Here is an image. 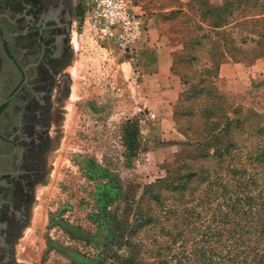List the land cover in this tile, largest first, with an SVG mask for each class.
Returning <instances> with one entry per match:
<instances>
[{
  "label": "rangeland",
  "instance_id": "1",
  "mask_svg": "<svg viewBox=\"0 0 264 264\" xmlns=\"http://www.w3.org/2000/svg\"><path fill=\"white\" fill-rule=\"evenodd\" d=\"M205 3L215 10L222 6L221 0ZM85 4L86 0H71L64 63L58 65L50 96L42 100L49 99L45 153L39 151L42 124L39 115L37 121L29 122L35 116L31 114L34 106L24 99L25 93L16 95L0 116V132L7 138L14 128L10 112H23L24 152L34 150L35 164L42 167L33 184L26 221L14 236L13 264H77L64 255L75 251L94 261L102 250L100 245L87 237L70 236L59 224L94 236L97 224L91 215L100 212L114 214L125 226L139 217L150 218L131 238L142 264H197L191 262L195 258L191 254L194 248L205 246L202 234L206 226L214 225L210 210L203 209L199 201L211 195L208 190H214V179L221 171L209 159L212 149L207 150V158H197L203 151L194 138L204 127L203 110L231 117V110L240 106L260 114L264 121V47L254 52L255 45L248 42L264 45L259 36L264 0L235 7L228 24L216 30L209 26L211 17L202 16V3L156 0L160 38L152 49L136 46L128 54L116 52L83 30ZM0 25L5 34L3 22ZM161 49L168 54L169 74L177 80L175 96L167 104L157 99L163 97V90L148 82L156 51ZM252 52L258 54L256 58L252 59ZM217 61L219 66L235 65L233 75L215 73ZM2 62L13 75V89L19 76L0 52ZM247 69L248 81L243 79ZM12 89H6L0 102L6 101ZM132 126L136 130L133 142L123 137ZM235 140L238 161L231 163L236 161L248 174L253 173L243 162L248 152L262 147V140L245 135ZM9 151L0 145L1 154ZM182 164L186 167L180 173H195L187 178L186 187L180 192L160 188L155 202L148 195L157 191L151 186L157 180H170L175 167ZM105 185L116 192L101 191ZM210 246L219 252L214 242ZM109 248L110 253L125 257V247Z\"/></svg>",
  "mask_w": 264,
  "mask_h": 264
},
{
  "label": "trees",
  "instance_id": "2",
  "mask_svg": "<svg viewBox=\"0 0 264 264\" xmlns=\"http://www.w3.org/2000/svg\"><path fill=\"white\" fill-rule=\"evenodd\" d=\"M194 1L195 3H202L200 4L203 8L202 16L204 18L205 16L211 17L209 26L216 30L228 24L227 19L235 7L247 6L250 3L258 5L260 0H221L222 6L216 10L206 7L205 0ZM78 16L81 18L80 14ZM261 26L259 36L264 40V19ZM246 42L247 40L244 41V44ZM248 42L255 45V48L252 47L254 52L264 47L261 41L249 40ZM257 55L252 52V59L256 58ZM220 63V61L216 62L213 68L215 73ZM46 93L50 94L51 88L46 89ZM48 100L45 99L43 106H39V109L35 105L36 108L34 109L35 113L39 115L37 120L42 124L45 136L44 151L49 147L47 137ZM6 107L7 102L1 104L0 113ZM230 113L232 116L228 117L223 112L215 114L213 111L203 110L202 125L204 127L202 133L194 138L195 143L200 142L199 146L203 151L202 154H198L197 158H207V150L212 149L209 159L215 160V167L221 173L214 179V190H208L211 195L199 201L203 209L210 210L209 217H211V222L214 225L213 228L205 227L206 232L202 234L204 239L202 244L205 246L194 248L191 255L195 258L191 262L197 264H264V121L260 120V114L243 110L240 106L231 110ZM209 118H213V120H209ZM37 120L34 119V121ZM135 131V127L132 126L130 132L125 133L123 137L129 140L131 138L133 142ZM241 135H245V138L254 137L256 140H262V147L248 152L243 162H247L250 169L254 170L253 173L248 174L246 172L245 166L240 164V159V165H236V161H238L236 154L239 147L235 138L236 136L241 137ZM234 159L236 160L235 164H232ZM183 165L175 167L174 176L170 180H157L151 186V188L157 189V191L148 194H151L155 202L159 200L160 188L180 192L186 187L187 178L195 173H180ZM100 189L111 194L116 192V189H112L109 185L102 186ZM91 219L97 224V232L94 236L86 235L79 228L67 226L64 223L59 224L70 236H75L74 238L87 237V241L92 239L96 246L100 245L99 247L102 248L94 261L79 255L76 251L64 253L68 259L77 264H104L108 260H111L113 264H142L140 251L131 242V238L135 230L151 222L149 217L136 218L129 226L119 223L114 214L104 216L100 212L91 215ZM213 242L219 252L210 246ZM111 246L125 247V257L122 258L115 253H110L109 247Z\"/></svg>",
  "mask_w": 264,
  "mask_h": 264
},
{
  "label": "flooded vegetation",
  "instance_id": "3",
  "mask_svg": "<svg viewBox=\"0 0 264 264\" xmlns=\"http://www.w3.org/2000/svg\"><path fill=\"white\" fill-rule=\"evenodd\" d=\"M72 10L71 0H0V22L6 29L4 34L0 25V52L19 76L5 101L7 106L23 93L33 106H43V97L49 94L46 89L56 79L58 65L64 63ZM35 108L31 124L38 116ZM9 115L14 128L7 138L0 132V145L10 149L7 154L0 153V264L14 263V236L26 221L33 184L42 169L35 164L34 150L24 152L23 112ZM41 136L39 151L43 154V132Z\"/></svg>",
  "mask_w": 264,
  "mask_h": 264
},
{
  "label": "built area",
  "instance_id": "4",
  "mask_svg": "<svg viewBox=\"0 0 264 264\" xmlns=\"http://www.w3.org/2000/svg\"><path fill=\"white\" fill-rule=\"evenodd\" d=\"M82 16L89 35L111 46L116 52H132L146 34L141 15L133 0H86Z\"/></svg>",
  "mask_w": 264,
  "mask_h": 264
},
{
  "label": "crops",
  "instance_id": "5",
  "mask_svg": "<svg viewBox=\"0 0 264 264\" xmlns=\"http://www.w3.org/2000/svg\"><path fill=\"white\" fill-rule=\"evenodd\" d=\"M134 5H135L134 11L135 13L141 15L143 25L146 30L145 38L139 44H137V46H139L140 49H146V50L152 49V47H154L153 44H155L158 38H160L158 37L159 31L157 27L158 11L154 8V6L157 5L156 0H136ZM82 28L83 30H85L86 25L84 24ZM155 56H156V62L153 67L155 69L152 71V73H148L151 75V77H149L148 82L153 83L154 86L160 87L163 90L162 91L163 97L157 99H159L161 103L167 104L175 96L177 80L174 78V76L169 74L167 52H165L164 49H161L160 51H156ZM161 61L164 63L161 64ZM232 66L221 64L217 70L219 76L227 77V72H229L231 77L233 75V70H234ZM249 69L245 70L246 74L243 77V79L245 78L247 79V81L249 80V73H250ZM9 76L10 78H8ZM12 76L13 75L11 74V71L7 68L6 64H3V62L0 63V97L6 95L7 88H10V90L12 89V83H13ZM3 103H5V101L0 102V105Z\"/></svg>",
  "mask_w": 264,
  "mask_h": 264
}]
</instances>
